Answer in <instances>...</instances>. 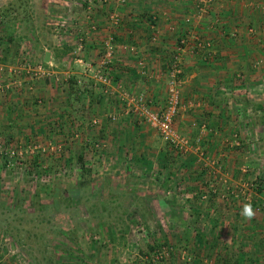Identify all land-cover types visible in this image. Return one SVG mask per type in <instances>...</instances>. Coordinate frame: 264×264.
I'll use <instances>...</instances> for the list:
<instances>
[{
    "label": "rangeland",
    "instance_id": "obj_1",
    "mask_svg": "<svg viewBox=\"0 0 264 264\" xmlns=\"http://www.w3.org/2000/svg\"><path fill=\"white\" fill-rule=\"evenodd\" d=\"M105 3L0 0V264H264V34L257 39L261 61L253 63L258 77L245 88L250 97L225 101L222 121L216 113L180 117L181 71L175 143L130 109L132 128L123 118H102L118 125L111 142L115 126L108 136L54 134L52 116L85 125L105 100V85L86 70L101 60L89 52L88 36ZM51 54H67L64 67L77 66L80 76L51 64ZM37 64L49 75H39ZM168 71L153 110L168 98ZM37 83L70 98L71 117L60 103L35 96ZM245 205L251 217L242 214Z\"/></svg>",
    "mask_w": 264,
    "mask_h": 264
},
{
    "label": "crops",
    "instance_id": "obj_2",
    "mask_svg": "<svg viewBox=\"0 0 264 264\" xmlns=\"http://www.w3.org/2000/svg\"><path fill=\"white\" fill-rule=\"evenodd\" d=\"M103 1L106 2L105 10L99 15L96 14L98 10L93 13V17L99 21L98 30H90L91 35L88 36L89 40L91 39L92 47L89 52L92 56L101 59L107 44H110L113 50V82L110 86L100 89L103 95L101 98L105 97V100L97 104L96 112L92 113L99 115L91 122L100 121L95 125L91 122L82 125L81 118L75 117L76 119H70L63 125L52 116L53 120L50 119V122L54 134L61 135L63 132L82 129L83 133L86 131L85 134L90 136L107 135L112 131L111 127L115 126L113 134L107 135L108 141L111 142L110 137L115 136V132L118 134V125L106 124L102 118L115 113L119 121L123 118L124 125L132 128V117L135 114L131 116L130 112L128 113V98L145 90H150L151 93L145 92V95L154 100L153 107L156 109L154 103L165 96V72L171 67L174 54H179L178 64L182 69L180 78L183 104L180 111H183L180 117L184 116L183 112L193 113L194 117H209L210 113L212 117L216 113L217 120H224L228 114V106L225 104L230 103L227 102L230 98L250 97L245 88L255 84L253 80L259 73L253 63L255 59L261 61L256 56V50L257 39H262L264 34V0H214L207 11L199 8V0ZM112 13L117 15L118 23L110 21L109 14ZM180 41H184L182 45ZM180 46L182 48L178 52ZM65 56L67 54L53 58L51 54L50 63L60 65L59 70L79 77L77 66L64 67L69 63L63 62ZM139 61L144 62L148 77L140 75ZM62 71L56 72L61 75ZM92 82L90 90L93 88L95 91L97 88ZM118 83L122 84L127 94L117 90ZM36 87L37 95L33 93L35 96L48 103H60L59 108L64 106V112L69 116L72 112V104L69 103L71 100H66L65 95H60L61 99L57 98V93L54 92H59L58 87L52 89L44 83H37ZM93 90L91 93L95 94ZM105 90L110 92L105 93ZM227 90L231 93L230 97L227 96ZM59 108L56 110L58 119L64 115ZM32 119L36 118L33 116ZM127 119L129 124L126 123ZM219 126L230 128V125L223 123Z\"/></svg>",
    "mask_w": 264,
    "mask_h": 264
},
{
    "label": "built area",
    "instance_id": "obj_3",
    "mask_svg": "<svg viewBox=\"0 0 264 264\" xmlns=\"http://www.w3.org/2000/svg\"><path fill=\"white\" fill-rule=\"evenodd\" d=\"M201 6L200 9L202 11H207L210 9V6L213 4L214 0H199ZM184 41H180L181 45ZM182 46H180L178 52L181 50ZM173 62L171 67L168 69L169 71V95L166 100V103L159 110H153V102L149 96L138 93L136 95H131L128 98V107L129 109L140 116L145 121L149 122L152 127H155L163 136L171 138V141L175 143V135L173 128V121L179 110V98L178 91L175 88L177 85L176 76L181 73L182 69L180 64H178L179 54H174ZM113 62V50L112 47L107 44L105 50L103 52L101 60L93 65L92 63L87 64V71L93 73V77L96 81L101 82L105 86H110L113 82L112 73H111V65ZM140 69L144 74L146 72V66L143 61H139ZM96 66V67H93ZM28 69H30V65H26ZM36 71L41 76L49 75L48 71H46L45 67L41 64H37L35 66ZM117 90H119L122 94H127L124 88H122V84H117ZM110 90H105V93H109ZM116 114H111L110 119L114 121L116 119ZM177 143V142H176ZM177 146V144H176Z\"/></svg>",
    "mask_w": 264,
    "mask_h": 264
},
{
    "label": "clouds",
    "instance_id": "obj_4",
    "mask_svg": "<svg viewBox=\"0 0 264 264\" xmlns=\"http://www.w3.org/2000/svg\"><path fill=\"white\" fill-rule=\"evenodd\" d=\"M242 214L246 217H251L253 215L252 207L251 205H245Z\"/></svg>",
    "mask_w": 264,
    "mask_h": 264
},
{
    "label": "trees",
    "instance_id": "obj_5",
    "mask_svg": "<svg viewBox=\"0 0 264 264\" xmlns=\"http://www.w3.org/2000/svg\"><path fill=\"white\" fill-rule=\"evenodd\" d=\"M75 78V77H74ZM76 79V78H75ZM74 81V80H73ZM74 83H76V80L74 81ZM76 85V84H75ZM70 91H72V89L70 90ZM74 92L75 91H77V89L76 90H73ZM197 240L200 242L201 241V244H202V234H200V235H198L197 236ZM153 248V251L156 249V247H150V249H152ZM238 261H239V263L238 264H241L242 263V260L241 259H238Z\"/></svg>",
    "mask_w": 264,
    "mask_h": 264
},
{
    "label": "water",
    "instance_id": "obj_6",
    "mask_svg": "<svg viewBox=\"0 0 264 264\" xmlns=\"http://www.w3.org/2000/svg\"><path fill=\"white\" fill-rule=\"evenodd\" d=\"M49 56H50V52L49 51H46L45 52V55H44V61L45 62H48L49 61Z\"/></svg>",
    "mask_w": 264,
    "mask_h": 264
}]
</instances>
